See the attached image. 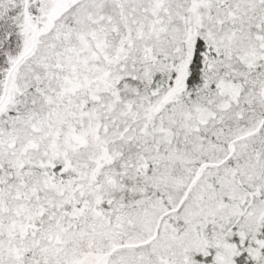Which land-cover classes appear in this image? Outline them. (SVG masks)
<instances>
[{"label": "snow or ice", "instance_id": "6c2138e0", "mask_svg": "<svg viewBox=\"0 0 264 264\" xmlns=\"http://www.w3.org/2000/svg\"><path fill=\"white\" fill-rule=\"evenodd\" d=\"M0 264H264V0H0Z\"/></svg>", "mask_w": 264, "mask_h": 264}]
</instances>
